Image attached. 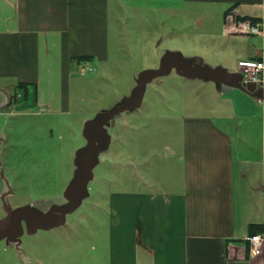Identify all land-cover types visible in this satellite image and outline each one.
I'll return each mask as SVG.
<instances>
[{"label":"rangeland","instance_id":"374dc122","mask_svg":"<svg viewBox=\"0 0 264 264\" xmlns=\"http://www.w3.org/2000/svg\"><path fill=\"white\" fill-rule=\"evenodd\" d=\"M117 5L107 61L73 64L69 104L16 108L13 86L0 90V235L18 234L0 237V264H108L111 194L180 181L185 118L212 117L235 138L264 110V84L243 92L238 69L264 53L261 36L227 39L207 6ZM220 64L230 78L209 80Z\"/></svg>","mask_w":264,"mask_h":264},{"label":"crops","instance_id":"0c3cea01","mask_svg":"<svg viewBox=\"0 0 264 264\" xmlns=\"http://www.w3.org/2000/svg\"><path fill=\"white\" fill-rule=\"evenodd\" d=\"M115 1L133 10H171L175 3L215 8L227 39L244 35L234 31L231 19L261 22L257 36L264 39V0ZM111 2L0 0V90L6 94L3 88L12 85L15 91L7 105L58 111L69 104L68 80L77 59L107 61ZM256 57L264 63L263 52ZM222 66L206 72L207 78L217 81ZM243 120L236 132L244 126L247 134L234 138L212 117L185 118L180 181H170L164 191L142 181L134 191L111 194L108 264H264V248L253 256L246 240L264 235V110ZM10 232L0 237L18 236Z\"/></svg>","mask_w":264,"mask_h":264},{"label":"built area","instance_id":"2783aa9c","mask_svg":"<svg viewBox=\"0 0 264 264\" xmlns=\"http://www.w3.org/2000/svg\"><path fill=\"white\" fill-rule=\"evenodd\" d=\"M233 22V29L236 30L235 32H239L244 35H259L262 32L261 22L238 21L235 19H233ZM238 69L240 72V80L246 86L248 84H254L257 89L262 88L264 84V63L262 60L254 59L239 61ZM259 99L261 104H264V94L259 97ZM246 240L249 242L251 255L259 256L262 254L264 248V235L262 233L247 236Z\"/></svg>","mask_w":264,"mask_h":264},{"label":"water","instance_id":"95a60500","mask_svg":"<svg viewBox=\"0 0 264 264\" xmlns=\"http://www.w3.org/2000/svg\"><path fill=\"white\" fill-rule=\"evenodd\" d=\"M215 76H223V73L220 71H217ZM226 78H230V75L226 76ZM139 84L141 88V83L139 82ZM241 90L249 95H255L259 92L260 89H257L254 84H248L246 88H242ZM62 214H65V213H62ZM60 223L61 221L58 222V224ZM231 264H242V263H231Z\"/></svg>","mask_w":264,"mask_h":264},{"label":"trees","instance_id":"16d2710c","mask_svg":"<svg viewBox=\"0 0 264 264\" xmlns=\"http://www.w3.org/2000/svg\"><path fill=\"white\" fill-rule=\"evenodd\" d=\"M243 20H245V19H243ZM250 21H252V22H256V20H253V19L250 20ZM254 59H255V60H259L258 57H255ZM77 61H78L79 63H82V62H88L89 59L86 58V57H81V58H78ZM253 230H254L253 227L250 226V228H249V232L251 233V232H253ZM255 230H257V231H259V232L262 231V230H260L259 228L255 229Z\"/></svg>","mask_w":264,"mask_h":264}]
</instances>
